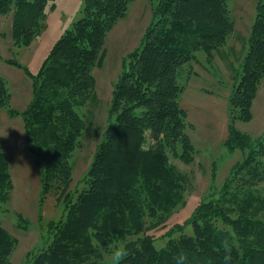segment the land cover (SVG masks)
<instances>
[{"label":"trees","instance_id":"obj_1","mask_svg":"<svg viewBox=\"0 0 264 264\" xmlns=\"http://www.w3.org/2000/svg\"><path fill=\"white\" fill-rule=\"evenodd\" d=\"M55 1L0 0V18L11 16L15 47L38 37L46 8ZM132 1L84 0L81 16L31 75L32 96L22 114L26 138L42 169L43 194L53 192L65 213L48 226L50 244L28 263L103 264L94 242L107 246L136 237V246H129L115 264H264V135L252 142L234 128L235 120L250 121L251 103L264 78V0L257 3L229 98L225 145L247 153L221 189L195 207L192 234L180 232L157 248L147 237L150 227L143 217L167 218L183 201L188 177L169 155L189 165L195 152L178 100L193 73L195 53L203 51L208 58L230 35L228 0H157L142 41L123 60L85 187L71 199L69 160L86 128L85 113L96 104L92 68L100 62L106 34ZM9 105L10 94L0 78V109ZM10 190L0 147V212L6 211L2 205ZM15 245L0 223V264H10Z\"/></svg>","mask_w":264,"mask_h":264},{"label":"rangeland","instance_id":"obj_2","mask_svg":"<svg viewBox=\"0 0 264 264\" xmlns=\"http://www.w3.org/2000/svg\"><path fill=\"white\" fill-rule=\"evenodd\" d=\"M258 1L228 0V16L232 22L230 35L208 58L203 51L195 53V61L191 63L193 73L178 100L185 112V132L194 148V161L183 165L169 155V161L187 175L188 184L182 203L167 218L161 214L143 217L145 225L150 227L147 237L157 248L180 232L192 234L190 218L195 207L209 195H215L234 166L246 156L247 150H228L225 141L230 122L229 98L240 76ZM156 2H130L125 16L116 21L104 38L100 62L92 68L96 104L85 113L86 128L69 160L72 200L85 187V175L108 123L113 86L122 72L123 60L142 41ZM83 5L84 0H56L46 8L40 34L25 47L13 45L11 16L0 18V78L10 94L9 107L0 109V147L11 181L9 198L2 205L6 211L0 212V223L16 239L10 264H29L50 244L53 234L48 229L49 224L58 222L65 213L64 203L58 202L53 192L43 194L42 169L29 150L22 114L32 96L31 75L37 74L54 43L81 16ZM11 61H16L20 67L9 64ZM10 109L14 114L9 113ZM250 109V121L235 120L234 128L254 142L264 135V78ZM136 241V237H128L107 246L96 242L94 245L103 264H109L114 261V251L125 252L129 246H136Z\"/></svg>","mask_w":264,"mask_h":264},{"label":"clouds","instance_id":"obj_3","mask_svg":"<svg viewBox=\"0 0 264 264\" xmlns=\"http://www.w3.org/2000/svg\"><path fill=\"white\" fill-rule=\"evenodd\" d=\"M127 253L126 252H123V251H114L113 252V258H114V264L116 261H119L121 259L122 256L126 255Z\"/></svg>","mask_w":264,"mask_h":264}]
</instances>
